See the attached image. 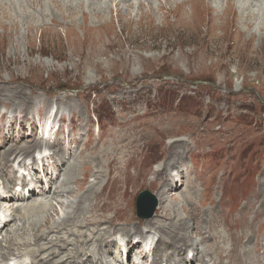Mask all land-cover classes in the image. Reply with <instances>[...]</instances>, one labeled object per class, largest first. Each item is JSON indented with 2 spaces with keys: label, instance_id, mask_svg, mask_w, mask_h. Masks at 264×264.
I'll return each instance as SVG.
<instances>
[{
  "label": "rangeland",
  "instance_id": "374dc122",
  "mask_svg": "<svg viewBox=\"0 0 264 264\" xmlns=\"http://www.w3.org/2000/svg\"><path fill=\"white\" fill-rule=\"evenodd\" d=\"M189 1L0 0V159L10 157L5 176L13 178L11 193L4 190V179L0 178V214H13L8 230L21 233L14 239L19 254L24 255L29 247H23L24 240L30 242L42 232L48 234L58 222L66 230L52 228L53 238L67 239L70 233L80 231L71 238L90 241L75 248L79 262L87 258L82 252L93 251L95 241L103 239L102 245L111 242L112 234L105 238L113 230L114 218L116 234H128V228L142 236L153 231L143 230L136 222L124 224L132 223L134 216L132 204L129 208L125 205L123 192L136 176L141 177V188L148 185L151 188L145 189H158L155 180L161 183L165 170L156 173L155 179L152 175L162 163L164 169V165H181L180 171L172 170L173 179L168 182L180 186L171 198L166 194L168 184L162 186L160 194L168 200L161 203L160 220L150 221L155 216L147 225L155 228L154 222L158 224L163 216L176 223L177 216L184 220L180 231L183 241L207 239L199 243L200 257L209 255L212 260L223 261L235 243L237 249L251 251L256 264H264V200L260 204L264 196V152L259 154L264 150V0ZM176 10L192 19H182ZM213 12H230V21L220 24L209 15ZM197 13L204 16L200 22L196 21ZM251 15L258 16L254 23L248 22ZM249 26L253 27L250 31ZM124 123L130 130L141 131L146 143L130 132H125L118 143H111L119 139ZM45 128L49 134L46 138L42 135ZM39 139L50 145L60 141L73 158L83 147L90 154H82L69 164L64 188L68 193L64 197L37 198L54 210L25 222L24 214L14 213L16 204L7 203L12 194L27 195L29 189L21 186L20 177L32 180L29 188L35 190L47 187L55 178L51 160L55 150L48 148L44 162L39 160L31 169L36 151L46 146H41ZM109 151L117 153L118 159L110 171L104 161ZM163 154V162L153 165ZM86 163L91 173L84 175L83 169L89 166ZM191 184H196L197 194L192 196V207L186 209L184 200ZM104 186L107 209L93 211L94 196ZM147 191L156 198L159 190ZM70 203L75 206L73 216L64 224ZM20 205L25 207L26 203ZM231 212L235 213L233 218ZM213 215L221 220L216 228L209 218ZM47 218L48 224L27 227ZM247 220L257 228L250 230ZM94 221L99 223L89 224ZM4 222L0 221V228ZM23 225L27 228H17ZM167 226L170 228L154 230L156 234L146 233L148 253L158 238L172 245L182 241L170 235L174 224ZM235 229L234 237L222 232ZM134 231L131 236L138 235ZM121 235L114 237L117 244L109 262L138 263L139 251L127 252L129 243ZM31 251L25 255L31 258ZM61 253L64 259L70 256ZM191 256L188 254L189 259ZM29 261L24 259L23 263Z\"/></svg>",
  "mask_w": 264,
  "mask_h": 264
},
{
  "label": "bare ground",
  "instance_id": "6f19581e",
  "mask_svg": "<svg viewBox=\"0 0 264 264\" xmlns=\"http://www.w3.org/2000/svg\"><path fill=\"white\" fill-rule=\"evenodd\" d=\"M6 1H9V0H6ZM197 1L198 0H190L189 1V4H192V3L197 2ZM67 4H69V3H67ZM181 8H182V6H181ZM176 14L178 16H180L182 19L187 20V21H190L192 19L191 17H186L185 16V13H183V12L180 13L177 10H176ZM211 14L213 15V18H216L217 20H219V23L220 24H222L221 23L222 20H224V21H230V18H231V13L230 12L228 14H225V15H219L216 12L210 13L209 15H211ZM196 16H197L196 21L200 22V21L203 20V17H204L203 14H198L197 13ZM256 19H258V16L251 15L249 17V19H248L249 20L248 22L249 23H254V20H256ZM252 28L250 27V29L248 31H250ZM240 34H242V33H240ZM237 35H238V33H237ZM252 42H254V41H252ZM56 119H57V116L53 120L55 121ZM89 123L90 122L86 123V126H88ZM121 128H123L124 131L120 134L119 139L118 140L113 139L111 143H113V144L114 143H118L125 132H130L132 134H135V135L139 136V138H141V140H142L141 142L142 143H146V141L143 140V133L141 131H139L138 129H132V130H130L131 127L129 125H127V123H124ZM99 130H100V127H99ZM153 140H156V138L155 139H152V140H149V142H151ZM39 141H41V146L42 145H47L48 148H50L52 150H55V152H54V154L52 155V158H51L52 161L54 160V168H53V171H54V174H55V178L48 181V186L47 187L46 186L45 187H39L37 190H35L34 187L29 188L30 182L32 180L30 181V180H28L26 178H21L20 177V180L22 181L23 187L30 189L29 192H28V195H26V196H17V195H13L12 194V195H10L9 202H7V203L8 204H16V207L17 208L14 210V213L15 214H18V215H19V213H21V215L24 214V219L23 220H25V222H26V219L27 218H30V217L35 218L37 215H40L41 213L42 214H45L47 211L51 210V208L53 209V207L50 206V205H48L47 202L38 201L37 198L43 197L45 200H48V198L56 199V198H59V196L64 197L68 193V191L64 190V188L66 187L65 186V181H66V179H67V177L69 175V168H70V167H68L69 164H72V162L75 159L81 157L82 154H85L86 153V156H88L90 154V153H87L88 149L86 147H83V148H80L79 149V155H78V157L77 158H73L72 155H68L67 154L68 150H67L66 147H68V146L62 147L61 146L62 144H61L60 141L57 140V141H55L51 145L48 144L47 142H45L44 140H39ZM77 142H79V140H77ZM38 144H40V142H38ZM116 145H119V144H116ZM138 146H139V144H138ZM145 148L146 147L143 145L142 151H144ZM251 150L253 151L254 148H252ZM113 152L112 153L110 152V155L109 156L107 155V157H105V159H104L105 164H106V167L109 169V171L112 170L116 166L117 160H118L117 159V153L115 154ZM122 153L125 154L126 153V150H122ZM69 158H70V160H69ZM86 164H88V163H86ZM10 165H11L10 157L8 159H6V160H1L0 161V178L4 179V187H5V189L7 191H10V193H11V190H12L11 183H12L13 178L12 177H9V176H5L6 170L10 167ZM36 165H37V163L35 162L33 164V166H32V170H34V168H35ZM128 166H129V164L128 165H125V166H122V167H128ZM180 166L181 165H179V167H177V166H165L164 165V167H165V169H164L163 166L161 165V167L158 170L153 171L152 179H155V174L156 173L165 170V172H162L163 175L160 178V182L161 183H157L158 181L155 180V183L159 186V188L158 189H155L154 187H152V188L154 190H156V191H158V190L160 191L161 188H162V186L165 183L167 184L168 182H171L172 181V179H173V175H172V172L173 171L172 170L173 169H176V170L180 171ZM90 167L91 166L89 165V166H87V167H85L83 169L84 175L86 173H88V172L91 171V168ZM143 170H147V169L144 167ZM147 171L149 172V170H147ZM98 174H100V173H98ZM143 174H145V173H143ZM16 175H17V173H16ZM145 175L147 176V174H145ZM167 175L169 176L168 179H166ZM64 176H65V180L63 181ZM93 177H95V176H93ZM101 178H103V177H101ZM98 179H100V178H98ZM98 179L96 177V180H98ZM133 179H134L133 182L132 181H128L127 182V187L125 188L123 194H124V201H125L126 207L129 208V205L131 206V204H132V207L131 208H132V213H133V216H134V221L132 223H125L124 222V224L126 226H129V225H131V224H133V223L136 222V223H139L140 225H142V227L144 228L143 230H145V231L147 230V228L153 229V231H147L148 233H151V232H154V230H156V231H162L164 229V226L170 228L169 226H167V223L172 222L174 224V226L171 228V230H169V229L168 230L170 231V235L172 236V238H175L177 240H182L181 242L180 241H177L176 243H174V244H179L181 246H174V244L172 245L169 242L163 241V240H161L159 238L158 245L156 247H154L152 251H150V253L153 254V259L150 262L149 261L150 254H147L145 252V248L143 246L145 235L144 236L140 235L139 232L134 231V229H132V228H128V232H129L128 234L127 233H123L122 235L121 234H116L117 229H115V226L114 225L117 223V218H114L113 222H111V229H113V230H111L109 232V235H107V238H105V239L110 238V236L112 234V236H111V242L108 245H107L108 242L106 244H103L102 245L101 241L103 239H100V241L98 243H96V241H95L93 251H90V252H87V253L85 251L82 252V255H84V256L86 255L87 258L83 257V259H82L81 262L78 261L80 259V254H79V252L78 253L75 252V248L76 247L80 248L81 245H84L85 243L90 242V241H87V240L86 241L85 240L80 241V239H75V240L72 239L73 237L77 236V234L79 235L81 233L80 231H77L76 233L75 232H72V234L70 233V235H72V236L69 237L71 240H69V238H67V239L53 238L52 236H50V235L53 234L51 232H54L52 228H56L58 231L66 230L65 228L61 227V226H63V223L62 224H59L60 222L55 223L54 224L55 227H50L48 229L50 231L48 234H45V233L42 232V233H40L41 235L34 236V240L33 239L30 240V242L32 241L31 243L29 242V240H24L23 241V247H28V246L29 247L28 248H25L24 251H23L24 255H21V254H19V245H16L15 244V241H14V239L19 238V236H20L21 233L19 234L18 232H14V230H12V229L11 230H8L9 227H10V223L13 220V215H11V216H3V217L0 216V221H6L5 222V225L0 229V236L2 235V238L0 239V264H10V262H13L10 259V257H14V258H17V259H22L25 256L26 257H29L28 255H25V252L27 250H34V251H31L29 253V255L32 258V263H31V260H30L26 264H110V262H109V256H111L113 254V252H114V247H115V245L117 243V241L114 239V237L117 236V235H121V236L125 237L128 240V243L129 244H128V248L127 249H128V252L130 254H133L136 250L139 251V256H140V259L139 260H140V263H137V264H163V263H166V264H256V262H254V260L256 258H252V257H254V255L251 254V251H248V252L247 251H241L240 249H237L236 248V244L235 243L232 245V248H231L230 252L228 253L227 257H223V261H220L221 259H219V258L212 260V256H209V255H205L204 257H200L201 249H200L199 243L200 242H203V241H207V239L205 237H200L198 239L197 238H194L193 240L183 241V240H185V237L184 236H180V231L184 227L183 226L184 220L181 219L180 217H177L176 216L175 217L176 218V223H174V220L171 221V218L170 217H167L166 218V217L163 216V219L161 221H159L158 224H156L154 222L155 228H153V225L152 224H148L147 225L146 224L147 222L160 220V219H157V217L159 216V213H160V210H161L160 209L161 203H165L168 200V199L165 200L163 198V195H159V194L157 195L158 202H159V208H158L159 211L155 215L156 217L154 216L155 217V218L153 217L154 219L151 218L152 220L148 219L150 221H147V220H140V221H138L139 219L136 216V210L134 208V205H135L134 202L136 200L137 194L139 192H141V190H143V189H145L147 187H150V186L147 185L146 187L141 188L142 181H141V177L140 176H139V178H138V176H136L134 178H131V180H133ZM75 180H76V178H75ZM61 182H62V186H61ZM118 185H120V184H118ZM195 185L196 184H191L190 186L187 185V187H190V190L188 191L189 193H187V195H186L187 197H185L186 199L184 200V204L187 207L186 209H188V207H192V204H193L192 196H195L197 194V192H196V189L197 188L195 187ZM176 186H180V185H178L177 183H172L169 186V191L167 192V194L169 196L168 198H171L172 197L173 193L175 192ZM76 187H77V182H76ZM150 188H148V189H150ZM138 189H140V190H138ZM191 189H192V191H191ZM105 191L106 190H105V186H104V187H101L98 190V193L97 194H95V196H94V202H93V205H94L93 211L102 212V211H104V209H107V204L105 202V196H104L105 195ZM96 192H97V190H96ZM91 195H93V194H91ZM261 195H262V193H261ZM119 196H120V194H119ZM1 199H2V197L0 196V200ZM262 200H264V196L261 199V203H260L261 205H262ZM132 201H133V203H132ZM21 203L22 204L26 203V206L25 207H21V205H20ZM250 205L254 208V202L250 203ZM74 207L75 206L73 204H71L70 206H68V208L70 209V211L67 212L68 213L67 218L65 217L66 215L64 216V221H63L64 224H67V222H70L68 220L70 219L71 216H73L71 214V212H72V209H74ZM79 208H80V206H79ZM43 209L45 210L44 212H42ZM81 210L82 209H80V211ZM78 211H79V209H78ZM161 213H162V211H161ZM135 216H136V218H135ZM172 216H175V211H173ZM230 216H231V218H233L235 216V213L234 212H231L230 213ZM99 217H100V215H99ZM49 218H47L45 221H43L41 223L31 224L30 226H27V227L29 229H34L35 228V225L37 227L39 225H42L43 223L44 224L47 223V221H48ZM65 218H66V220H65ZM209 218H210V221L213 219L212 221L215 224V228L221 223V220H219L215 215L210 216ZM94 219H96V218H94ZM49 221H51V219ZM92 221H93V219H92ZM141 221H143V222H141ZM25 222H24V224H25ZM97 223H99V222L89 223V224H97ZM247 224H248V228L250 230H254V229L257 228V226L254 228L253 223L250 222V221H248V220H247ZM27 227L25 225H23L22 227L18 226L17 228H27ZM59 227H61V228H59ZM74 227H77V226H74ZM77 228H79V227H77ZM77 228H75V229H77ZM245 230H246V233L249 232V230H247V229H245ZM131 231H134V234H138V235L131 236L130 235V232ZM201 231H203V230H201ZM201 231H199V233ZM112 232H114V233H112ZM222 232H224L227 235H230L231 237H234L238 231L235 229V230H232V231H222ZM31 233L33 234L34 231H31ZM214 233H215V230H214V232L212 234L214 235ZM246 233H244V234H246ZM32 234H31V236H29L30 238H32ZM177 235L180 238L177 237ZM243 236H244V238L248 239V236L247 235H243ZM83 237H85V235ZM63 240H65V241H63ZM11 242L13 243V245L11 244ZM17 242H19V239H17ZM250 242H252V241L251 240H248V243H250ZM165 243L167 245H164ZM160 244H163V245L161 246ZM205 245H206V243H205ZM69 248H72V249H69ZM2 250H3V252H2ZM61 252H66L70 256L67 257L66 259H64L62 257L63 253H61ZM188 253H190V254L194 253V258L191 259V260H189V258H187V254ZM89 255H91V256H89ZM227 258H229V261H226ZM14 262H15V260H14ZM134 264H136V263H134ZM258 264H260V263H258Z\"/></svg>",
  "mask_w": 264,
  "mask_h": 264
},
{
  "label": "water",
  "instance_id": "95a60500",
  "mask_svg": "<svg viewBox=\"0 0 264 264\" xmlns=\"http://www.w3.org/2000/svg\"><path fill=\"white\" fill-rule=\"evenodd\" d=\"M151 196H149L148 194H143L141 197H140V205H139V212L141 213L140 215H143L144 213V206H143V203L146 201L148 204L150 203V201L152 200L150 198ZM153 212V211H152ZM144 217V216H143Z\"/></svg>",
  "mask_w": 264,
  "mask_h": 264
}]
</instances>
